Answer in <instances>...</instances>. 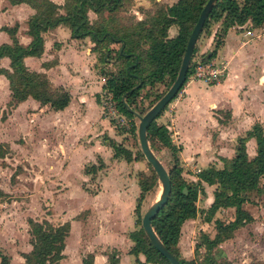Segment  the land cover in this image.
<instances>
[{
  "label": "rangeland",
  "instance_id": "obj_1",
  "mask_svg": "<svg viewBox=\"0 0 264 264\" xmlns=\"http://www.w3.org/2000/svg\"><path fill=\"white\" fill-rule=\"evenodd\" d=\"M56 1L62 3V0ZM148 1L146 3L143 0H124L115 13L105 12L103 16L112 18L110 29H117L118 26L129 27L132 26L135 20L147 17L153 13L155 8L169 4L172 0ZM33 12L24 5L20 8L11 9V7H7L6 0H0V25L9 22V25L12 26L11 24L16 22L22 26ZM87 14L91 22L99 19V16L91 11H88ZM213 23L210 22L208 29L198 34V43L195 40L196 52L192 56V63L194 59L213 62L222 71L216 80H202L189 76L187 79L202 80L209 84L220 81L225 74V62L221 60L222 47L218 50L215 58L212 56L203 59L199 52L200 45H203L205 37L214 28ZM262 24V27H264V23ZM78 45L79 49L83 50L82 55L85 56V60H87L85 47H89L90 57L88 62L93 60L92 65H90L92 75L83 77L79 74L81 67L78 66L79 61L77 60L81 57H73L72 60L63 58L67 60L64 62V68V66L60 67L56 53H52L48 58L47 50L42 55V59H38V62L31 61L27 64L30 71L43 75L48 74L54 82L64 81L63 77L65 75L63 74H70L73 77L79 76L78 79L72 81V86H70L74 94L67 112L51 115V113H48V109L44 106L38 107L32 99H27L25 102L18 104L9 98L5 102L6 105L0 108V151L3 152L0 156V251L6 255L7 264H25L21 254L29 250L31 237L27 219L37 221L46 219L50 223L56 224L64 217L66 218L64 214H67L68 218H71L74 214L80 217L90 214V208L84 206L87 203L89 204L90 200L82 194L81 189L91 193L100 189L98 188V179L106 167L118 168L117 170H120L123 176L125 174L133 175L136 181L142 175H149L153 171L139 148L136 131L137 115H142L154 103L152 101L155 94L165 91L168 84L156 83L153 88L143 87L139 90L137 95L138 107L132 109L133 122L136 126L135 132L132 133L129 130L128 118L114 110L108 95L101 89L104 76L99 68L103 67L105 71H108L115 67L112 64V58H114L113 52L117 48V44L100 46L97 43L93 45L88 40V42L80 41ZM212 45L213 42L210 49ZM74 46L77 47V44H74ZM259 48L260 46H257L254 50L248 51H251V54L256 53L261 50ZM103 54H106V56L103 57L104 60L101 62L100 59ZM263 59L249 61L245 75L250 86L258 82V73L264 63ZM42 60H50L53 65L49 67V61ZM72 61L74 64H72ZM191 71L189 75H191ZM246 89L247 84L245 83L242 90ZM179 91L180 89L177 92ZM177 92L175 95H177ZM239 96V99H241V95ZM251 98L253 96L246 95L245 99L243 98L244 100L242 99L236 105L241 107L238 109L239 113L238 111L235 113L238 121L232 120L230 114L225 111V109H229L227 105L221 107L223 110L218 113L223 119L220 118V122L222 120L225 127L219 124L216 128L206 127V131L208 133L210 131V134H208L210 137H208L212 143L205 145L208 151L216 146L213 142L217 139V133L221 134L222 139L225 140L223 152L228 157L229 147L232 148L236 144L235 138L243 135L245 129L249 127L253 120L259 117L258 120L264 129V99L259 101L261 113H255L254 109L247 105L246 99ZM171 99L155 116V121L166 126L171 143L174 146H179L177 155L182 168L181 174L186 180H190V176L199 170L196 168H204L211 161L221 165L222 161L218 162V156L217 159H213L211 155L203 161L205 162L204 165L201 164V161L195 164L196 153H191V157L188 158L181 154L182 142L168 127L170 126V119L173 117V111L171 105H169ZM92 102H95V105ZM243 103H246V107ZM213 109L216 108L213 107ZM244 112L249 114L251 119L244 117L242 115ZM221 129L224 130L221 132ZM111 141L121 143L129 148L132 156L135 155L136 158L125 161L121 157L112 156V149L109 145ZM147 143L152 153L168 171L172 164V155L168 148L155 139L152 141L147 140ZM249 145L250 142H245L246 152L250 157L253 153L250 152L252 149ZM100 159L103 160V165L99 170L91 174L83 172L84 168L91 163L98 164ZM259 182L262 185L264 177ZM201 184L204 191L207 190L208 192L212 188L210 186L212 183L201 180ZM160 189V183L156 177V182L144 192L140 200V214L157 199ZM66 190L67 192H65ZM248 195L252 202H246L245 205L255 216V219L242 228L235 230L231 237L222 240L211 250L213 259L218 262L226 259L230 264H264V191L256 193L253 190ZM204 196L205 192L200 193L198 196L196 200L199 213L197 221L190 223L191 235L196 240H200L198 231L204 230L210 233L212 229L211 222L198 228L203 217L204 208L200 206L203 204ZM218 214L219 218L224 221L232 216L230 209L220 210ZM137 225L139 226V224ZM75 230H73V233L76 232ZM67 243L69 247L76 245V241L72 240L67 241ZM129 256L132 259L134 258V255L130 254ZM203 257L204 248L200 246L194 254L196 264L203 262Z\"/></svg>",
  "mask_w": 264,
  "mask_h": 264
},
{
  "label": "trees",
  "instance_id": "obj_2",
  "mask_svg": "<svg viewBox=\"0 0 264 264\" xmlns=\"http://www.w3.org/2000/svg\"><path fill=\"white\" fill-rule=\"evenodd\" d=\"M124 0H62L57 4L52 0H9L10 3L24 2L33 8L34 12L27 18L26 33L30 41L26 45L17 42L14 32L17 24L1 26L10 38V43L0 44V57L7 56L9 69L0 68L7 81L11 100L17 102L30 96L42 106L61 109L69 101V93L62 87H52L43 74L27 71L22 58L26 55L38 56L42 51V32L58 24L66 25L70 37L89 39L100 46L117 44L113 52V69L105 71L100 68L104 76L102 89L112 102L114 110L129 120L130 132H135L133 111L138 106V93L143 87L153 88L156 83L171 84L174 79L188 34L198 13L206 0H175L171 4L160 5L153 13L145 18L137 19L132 26L110 29V18H105V12L115 13ZM88 11L99 16L95 22L88 18ZM249 20L254 24L264 23V0H215L209 9L200 32L208 29L210 22H218L212 38V48L200 53L201 58H211L222 43L227 28L231 25H241ZM176 25V32L167 35V28ZM199 32V33H200ZM198 37V35H197ZM196 37V39H197ZM104 48V47H103ZM196 52L194 43L185 80L192 69V56ZM103 54L100 59L104 60ZM166 81V82H165ZM183 82V83H184ZM167 86V87H168ZM182 86H180L181 88ZM179 88V89H180ZM163 92L155 94V102ZM151 102V103H152ZM166 126L158 124L155 117L147 124L146 138L148 141L157 140L165 145L172 155V164L168 169L170 191L166 201L151 219V226L162 244L173 253L181 264H196L194 256L185 259L177 249L180 226L187 218L196 216V200L198 194H203L201 180L214 184L212 200L203 211V219L209 221L219 208L234 207L232 219L223 221L213 219L214 233L210 237L206 232L199 231L193 247V252L202 246L204 248L203 264H230L228 260L218 262L213 259L211 250L222 240L231 237L238 227L252 221V215L243 207V203L252 202L248 193L264 191V129L258 121L253 122L243 135L236 138L232 155L223 159L221 166L213 163L199 169L195 180H186L181 174V165L177 155L179 146H174L169 138ZM254 139V153L248 156L245 148L246 140ZM112 156L121 157L125 161L136 158L129 148L121 143L109 142ZM3 154L0 151V156ZM91 163L84 168V172L92 173L102 167ZM156 182L153 171L149 175H142L137 180L139 193L134 206L136 227L128 232L132 241L129 252L136 255L142 253L144 261L150 264H169L149 242L140 227V200L145 191ZM30 232V248L23 252L25 264H61V250L64 237L69 228L68 221L52 224L46 219L41 221L27 219ZM139 224V226L137 225ZM200 263V264H201ZM0 264H7L6 255L0 251ZM82 264H92L91 254L82 257ZM108 264H118L113 253L108 255Z\"/></svg>",
  "mask_w": 264,
  "mask_h": 264
},
{
  "label": "crops",
  "instance_id": "obj_3",
  "mask_svg": "<svg viewBox=\"0 0 264 264\" xmlns=\"http://www.w3.org/2000/svg\"><path fill=\"white\" fill-rule=\"evenodd\" d=\"M6 1L7 7H11V9L20 8V6L22 7L24 5L33 12V8H31L24 2L12 4L8 0ZM52 1L57 4H61V2L59 1ZM145 1L146 3L149 2L148 0H143V2ZM173 1L175 0H172L169 4H171ZM26 21L27 19L22 26L14 22L17 24L14 36L17 42L22 45H26L30 41V36L26 33ZM5 23L6 24L0 25V44L11 42L9 34L5 30L1 29V26H10L9 22ZM214 23L213 30L205 37L203 45H200V53L210 50L213 34L216 30L215 27H218V22ZM262 25L263 24H254L247 20L241 25L234 24L229 26L223 36L222 43L218 46L214 54L215 58L217 56L218 50L222 47L221 60L225 62L226 71L220 81L207 84L202 80L186 79L182 84L180 91L177 92V95H175L170 101L169 105H171L170 107L173 111V117L170 119V126L168 127L170 130L172 129V132L176 134L180 142H182V155L188 158L191 153L197 154L195 164L201 161V164L204 165L205 162L203 161L208 159V157H211V155L213 159H217L216 157L218 156L219 162L221 161L220 158L227 159L233 153V147H229L230 151L227 154L228 157L224 154L223 149H225V146L223 145V143L225 142V140H223L221 134L218 133L216 135L217 139H215V141L213 142V144L216 146L209 151L205 146L207 143H211L209 140L210 136L208 135L210 134V131L208 133V131H206V127L209 126L216 128L219 125L225 127L223 125L224 122H222L223 119L221 118L220 113H218L220 110H223L221 107H225L227 105L229 109H225V111L230 114L232 120L238 121L235 113L241 107L236 105L243 98L245 99L246 95H249L253 96V98L248 100L246 99L247 105L253 108L255 113H261V110L259 108V101L261 99H264V63L261 65L260 72L258 73V82L253 86H250V83L246 81L245 70L248 68L250 60L254 61V59L256 60L259 58H264V27H262ZM176 29V25L171 24L167 28V35H174ZM42 37L43 45L41 53L38 56L26 55L22 58L27 71H30L27 67L28 62H38V59H42V55H44L45 51L47 50L46 54L48 55V58L52 55V53H56L60 67L64 66V68L65 61L72 60L73 57H81L79 58V60H77L79 61L78 66L81 67V69L79 70V74H81V76L83 75V77L92 75L90 65H92L93 60H91V62H88V59L90 57V52H88L89 47H85V52L87 53V60H85V56L82 55L83 50L79 49L78 45L80 41H91L89 37H70L69 28L63 24H58L54 27L46 29L42 32ZM91 43H93L94 45L95 42L91 41ZM74 44H77V47H75ZM108 45L112 46L115 45V43H110ZM257 46H260V51L252 54L251 51H248L254 50V48H257ZM65 51H67L66 54ZM63 58L68 59L65 60ZM50 60L42 61H49V67H51V65L53 64ZM72 64H74L73 61ZM0 68L9 69V59L7 56L0 57ZM63 75H65L63 77L64 81L54 82L48 74H44L52 87L60 86L64 88L70 95L68 103L61 109H52L44 106L46 109H48V113H51V115L63 114L67 112L73 99L74 91L70 86H72V81L78 79L79 76L76 75V77H73L70 74ZM245 83L247 84V89L242 90ZM239 95H241V99H239ZM9 98L11 97L8 87V81L6 77L2 73H0V108H3L6 105L5 102H7ZM27 99H32L38 107H42V105H40L38 101L30 96L15 103L20 104L22 102H25V100ZM92 103L95 105V102ZM243 104L246 107V103ZM213 107H215L216 109H213ZM242 115L251 119V116L249 114H245V112ZM220 118L222 119L221 122ZM258 119L260 118L258 117ZM258 119L253 120L250 125L255 121H258L260 123ZM261 126L263 125L261 124ZM223 130L221 129V132ZM247 141L250 142L249 147L250 149H252L250 152L254 153V139L252 137H249L246 142ZM211 163H213L217 167L221 166L215 164L214 161H211ZM117 169L118 168L115 167H106L104 169V172L98 179V188L100 189H98L96 192L91 193L87 190L81 189L82 194H84V196L89 198L90 200L89 204L87 203L86 205H84L90 208V214L82 217L74 214L71 218H68L67 214H64L66 218L63 216V220H60V222H58L61 223L63 221H68L69 223L68 232L63 240L64 246L61 250L62 257L59 260L61 264H82V257H84L86 254H91L92 264H108L109 253L114 254V257L117 259L118 264H150L144 261V256L142 253L134 255L129 252L132 241L128 237V232L136 227L134 206L139 193V187L133 175L131 176L130 174H125V176H123L122 172ZM96 170H99V168H97ZM92 173H95V171ZM195 179V174L190 176V180ZM210 186L212 187L210 191H204L205 196L203 204L200 206L204 209L210 204L212 200V190L214 188V184H211ZM67 190L65 192H67ZM199 195L200 194H198V196ZM243 207L252 215L253 221L255 219V216L252 214V212L249 211V208L246 207L245 203H243ZM226 209L231 210L232 216H230L229 219L225 221L232 219L234 207L228 206L225 208H219L215 211L211 220L205 221L203 218H201L202 222L199 224L198 228L203 227L205 223L211 222L212 229L210 230V233L206 232L211 237L214 233L213 219L219 218V211ZM198 214L199 213L197 211L195 217L185 219L180 226V234L176 245L180 256L185 259H190L194 256L193 247L196 238L191 235L190 223H195L197 221ZM248 223H245L237 229L242 228ZM74 229H76L75 233H73ZM200 231L205 232L204 230ZM69 240L76 241V245H72L71 247H69L67 243V241ZM130 254L134 255L133 259L130 258Z\"/></svg>",
  "mask_w": 264,
  "mask_h": 264
},
{
  "label": "water",
  "instance_id": "obj_4",
  "mask_svg": "<svg viewBox=\"0 0 264 264\" xmlns=\"http://www.w3.org/2000/svg\"><path fill=\"white\" fill-rule=\"evenodd\" d=\"M215 0H206L191 27L188 37L185 42L184 51L180 59V63L176 72L174 79L164 93L142 114L137 115V139L141 153L144 158L150 163L157 179L160 183V194L156 200H154L141 214L140 217V227L142 228L145 236L152 244V246L163 255L169 264H181L178 258L171 253L159 240L155 234L152 226L151 219L158 212L160 207L166 201L168 193L170 191V181L168 177V172L161 164V162L152 153L148 146L146 138V127L147 124L158 114V112L164 107L169 100L174 97L175 93L178 91L180 86L183 84L186 74V69L189 63L191 51L195 43L196 37L199 34L203 21L211 8Z\"/></svg>",
  "mask_w": 264,
  "mask_h": 264
},
{
  "label": "built area",
  "instance_id": "obj_5",
  "mask_svg": "<svg viewBox=\"0 0 264 264\" xmlns=\"http://www.w3.org/2000/svg\"><path fill=\"white\" fill-rule=\"evenodd\" d=\"M191 75L189 77H197L202 80H216L221 73V68L213 64V62H204L194 59L192 63Z\"/></svg>",
  "mask_w": 264,
  "mask_h": 264
},
{
  "label": "bare ground",
  "instance_id": "obj_6",
  "mask_svg": "<svg viewBox=\"0 0 264 264\" xmlns=\"http://www.w3.org/2000/svg\"><path fill=\"white\" fill-rule=\"evenodd\" d=\"M160 190H161V189H160ZM159 194H160V191H159ZM159 194H158V195H159ZM157 198H158V197H157Z\"/></svg>",
  "mask_w": 264,
  "mask_h": 264
}]
</instances>
